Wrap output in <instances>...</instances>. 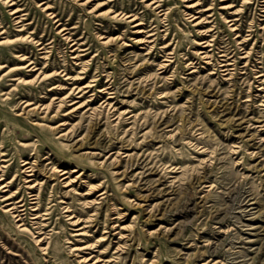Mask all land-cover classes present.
<instances>
[{
  "label": "rangeland",
  "instance_id": "rangeland-1",
  "mask_svg": "<svg viewBox=\"0 0 264 264\" xmlns=\"http://www.w3.org/2000/svg\"><path fill=\"white\" fill-rule=\"evenodd\" d=\"M153 1L15 0L47 46L38 59L64 71L53 91L0 77V165L7 179L15 174L9 188L19 198L28 190L22 163L31 162L48 231L44 251L31 233L37 224L20 230L0 207V264H86L70 249L76 239L94 244L105 264H264V0ZM202 5L212 21L200 28L216 27L214 55L204 59L194 57L198 18L189 16ZM10 7L0 0V22L12 29ZM122 8L139 19L110 17ZM231 18L250 37L247 62ZM137 21L153 27L151 41L131 39ZM168 42L176 56L159 68ZM75 85L82 90L62 97ZM28 92L45 106L17 104ZM62 168L74 171L59 180ZM66 204L85 234L75 235Z\"/></svg>",
  "mask_w": 264,
  "mask_h": 264
},
{
  "label": "bare ground",
  "instance_id": "bare-ground-1",
  "mask_svg": "<svg viewBox=\"0 0 264 264\" xmlns=\"http://www.w3.org/2000/svg\"><path fill=\"white\" fill-rule=\"evenodd\" d=\"M3 3L7 4L8 6H11L9 8V13L11 17V24H12V29H10L7 25L2 24L3 22H0V46L3 47V51L0 53V72L7 69L5 72L0 74V77L2 75H6L9 80L12 81H17L21 84H23L24 87H27L29 89H33L35 86L39 85L40 87L44 86L47 88L48 91H53L56 88H60L62 86L55 83L56 75L61 73L63 70H58L57 67L53 66L52 64L45 62H41L38 58L39 57H46L40 56L41 49H45L47 46L46 44L42 41V36L37 37L36 31L29 30V23H26V16L27 12H23V8L19 7V5H16L15 0H1ZM196 0L192 4H190L188 7H197L198 5L201 6V1ZM153 4L156 3V0L152 2ZM225 6L231 7V5L226 4ZM50 6L48 4H45L42 9H48ZM160 7V4H156L154 8ZM223 7V6H222ZM210 5H202L200 10H197V12H201L200 15H196L195 13H192L191 15V21L195 20L198 18L194 24L197 26L196 31L199 34L198 39H192V43L198 45V48L195 51L196 56L198 58H209L212 55H214V45H215V38L213 33H209L216 27H213L214 24H211L210 26L206 28H200L203 26H206L205 24L212 21L209 20L208 18L212 16V13H207L208 11L211 10ZM221 9V8H220ZM162 9H160L158 12H160ZM234 14L237 13L236 10L232 11ZM110 17L114 19H123L124 22L129 21V22H134L139 19L137 12H133V10L128 9V8H122L119 10H113L110 9ZM165 12L160 13L159 15H164ZM185 14H188L185 12ZM47 15H49L52 19L56 17V14L53 11H47ZM159 16V17H160ZM165 16V15H164ZM233 16V15H232ZM163 17L159 18V25L164 26L163 23ZM238 18H231L227 21L234 20L233 22L229 23V29L233 31V33L241 37L240 40L239 38H235L236 43L238 44L239 47V52L237 53L239 58H244L245 61L247 62L249 54L251 52V49L246 47V44L248 43L250 37L248 34H239L235 30H238L236 21ZM58 18L54 19V22H58ZM143 21H137L133 23V27H136L137 29L133 30L132 32L136 33V36L131 38L135 43L137 44H145L148 41H151L147 39V37L152 36V32H150L153 27L144 29V26H142ZM200 28V29H199ZM66 27L60 28V31L65 30ZM250 34V33H249ZM141 35V36H140ZM162 38H165V33L164 35H161ZM211 36V37H208ZM101 37H106L105 41H109L111 39H121L122 38V32L114 35V36H103ZM66 38L70 39L69 35H66ZM124 42V41H123ZM29 44H34L32 49H29ZM170 42L165 43L163 47L165 48L163 50L164 58L157 63L159 68H164L166 69L170 63L169 61L171 60V57L176 54L174 53L173 48L167 51L169 49ZM72 46V45H71ZM148 46V45H147ZM151 48V46H148ZM242 49V50H241ZM186 55L183 54V57ZM221 56H223L222 59L220 57L218 58V64L219 68L221 70H227V73L230 74L229 72V65L232 64L231 57L228 56V53H221ZM192 57H184L186 59L187 64L186 66L192 67L193 60H190ZM183 61V60H182ZM46 69H52L51 72H46ZM194 71V70H191ZM35 73L32 77H29L31 74ZM63 75L66 73H62ZM69 76H66L65 78H68ZM228 78V77H227ZM12 84V83H11ZM87 85H92L90 83L85 84L84 86ZM83 87V86H82ZM80 86L75 85L69 88V90L64 94L62 97L68 96L70 93H73L75 89L77 90H82ZM65 92V90H64ZM77 92V91H76ZM53 93V92H51ZM32 94H27L21 93V96H19L17 104L23 105V106H28L31 104H35L34 107L37 108H42L45 105L43 102H38V101H33L31 98ZM24 97V98H23ZM26 97V98H25ZM28 97V98H27ZM30 97V98H29ZM58 98V96H56ZM69 100V99H68ZM65 102L67 99L64 100ZM108 103V102H107ZM5 152L2 151V148L0 147V155H4ZM24 167L23 171L26 173L25 174V182H27L26 188L28 189L26 191L27 195L26 197H19L17 198V195L19 194V189L16 188L15 190H10L11 183L15 180V174H12V176L7 179L8 177L6 176L5 172L2 169V165H0V192L2 194L0 195V207L4 209V211L8 212L10 217L12 218L15 226L20 229V230H29V227H27V224L31 223V226L33 224H37L34 226V230L31 231V233L34 235L35 232H37V235H34V240L35 243L39 245L41 249L44 251L48 247V241L46 240L48 236V231L45 230L43 226V218L44 214H47V211L41 212V208L39 207V201L42 196V192L38 189L36 180L31 176L34 174L33 166L31 165V162L29 160L24 159L22 165H26ZM54 168V167H52ZM28 171V172H26ZM70 171H74V169H59V174L58 177L59 180L61 175H64L65 173H68ZM65 177H69L68 175ZM64 177V178H65ZM72 178H69L67 180L62 181L64 184H67ZM33 181V182H32ZM103 193V192H101ZM63 201V200H62ZM65 209L64 211H67L68 219L72 225L75 226L74 230H76L75 235H83L86 233L85 230V220L80 216V215H75L71 205L66 204L63 206ZM28 218V220H27ZM45 219V218H44ZM0 227L2 225L0 224ZM2 229V237H4L6 240L7 238L3 235L5 234L3 227ZM43 229V230H42ZM77 242H74L72 246L70 247L71 250H77L78 252H84V254H81L80 257L82 261H84L86 264H105L107 261H109V258H105L103 255L100 253H94V244L91 242H88L87 240H79L76 239ZM43 243H46L43 245ZM89 249L88 252H85V250ZM86 253V254H85Z\"/></svg>",
  "mask_w": 264,
  "mask_h": 264
}]
</instances>
